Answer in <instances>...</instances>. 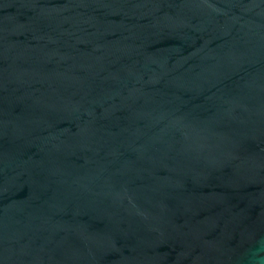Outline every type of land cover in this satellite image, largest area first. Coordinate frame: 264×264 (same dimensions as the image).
I'll return each mask as SVG.
<instances>
[{
  "label": "water",
  "instance_id": "water-1",
  "mask_svg": "<svg viewBox=\"0 0 264 264\" xmlns=\"http://www.w3.org/2000/svg\"><path fill=\"white\" fill-rule=\"evenodd\" d=\"M0 264H264V0H0Z\"/></svg>",
  "mask_w": 264,
  "mask_h": 264
}]
</instances>
